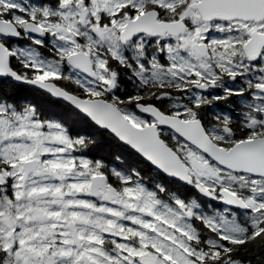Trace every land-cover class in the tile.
Returning a JSON list of instances; mask_svg holds the SVG:
<instances>
[{"label":"snow or ice","instance_id":"1","mask_svg":"<svg viewBox=\"0 0 264 264\" xmlns=\"http://www.w3.org/2000/svg\"><path fill=\"white\" fill-rule=\"evenodd\" d=\"M0 80V264H264V0H0Z\"/></svg>","mask_w":264,"mask_h":264},{"label":"trees","instance_id":"2","mask_svg":"<svg viewBox=\"0 0 264 264\" xmlns=\"http://www.w3.org/2000/svg\"><path fill=\"white\" fill-rule=\"evenodd\" d=\"M15 64V61H13ZM5 81L0 80V88H4ZM6 90L10 94H15L19 96L22 99V102L24 100L35 102L41 109L42 112L45 114L55 113L58 115H61L62 118L69 124L70 127L74 128H82L84 127L83 124L80 123V121L75 120L71 115H69L65 111V105L61 102L52 103L51 98L47 95L43 94L38 89H35L31 86L27 85H19V84H13L11 81H7V88ZM110 139V138H109ZM108 149L106 148L104 152L100 154H107ZM195 195V193H192ZM203 200L204 198L201 197Z\"/></svg>","mask_w":264,"mask_h":264},{"label":"water","instance_id":"3","mask_svg":"<svg viewBox=\"0 0 264 264\" xmlns=\"http://www.w3.org/2000/svg\"><path fill=\"white\" fill-rule=\"evenodd\" d=\"M19 85H24V84H19ZM27 86H30V85H27ZM31 87H33V86H31ZM34 88V87H33ZM35 89H37V88H35ZM39 90V89H38ZM39 91H41V90H39ZM42 92V91H41ZM43 93V92H42ZM43 94H45V93H43ZM46 95V94H45ZM61 103H63V102H61ZM64 104V103H63Z\"/></svg>","mask_w":264,"mask_h":264},{"label":"flooded vegetation","instance_id":"4","mask_svg":"<svg viewBox=\"0 0 264 264\" xmlns=\"http://www.w3.org/2000/svg\"><path fill=\"white\" fill-rule=\"evenodd\" d=\"M223 106V105H222ZM205 199V198H204Z\"/></svg>","mask_w":264,"mask_h":264}]
</instances>
